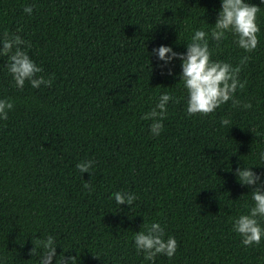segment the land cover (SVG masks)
<instances>
[{
  "label": "trees",
  "instance_id": "16d2710c",
  "mask_svg": "<svg viewBox=\"0 0 264 264\" xmlns=\"http://www.w3.org/2000/svg\"><path fill=\"white\" fill-rule=\"evenodd\" d=\"M220 6L221 0H0V37L20 35L43 69L37 75L52 79L50 86L26 81L16 88L7 57H0V98L14 103L0 120L2 264H39L33 235H53L57 255H78V264H150L133 235L154 221L177 241L175 256L157 255L154 264H264V241L243 246L232 231L252 204V187L242 186L234 170L264 173V5L254 51L238 48L230 33L209 39L214 60L235 66L248 57L236 105L229 100L207 115H187L180 60L170 76L151 55L161 44L185 52L194 29L210 31ZM162 92L173 100L153 136L151 120L142 117ZM86 159L95 161L92 174L76 168ZM116 191L137 199L119 207Z\"/></svg>",
  "mask_w": 264,
  "mask_h": 264
},
{
  "label": "clouds",
  "instance_id": "9594fccd",
  "mask_svg": "<svg viewBox=\"0 0 264 264\" xmlns=\"http://www.w3.org/2000/svg\"><path fill=\"white\" fill-rule=\"evenodd\" d=\"M264 5V0H260ZM251 4L248 0H221V6L214 25H210V31L194 29L190 40L186 41V51L177 52L171 45L161 44L154 47L151 55L155 56L161 63L158 67L161 74L173 75L170 65L175 60L181 62V72L178 73L182 86L186 91V113L207 115L214 112L222 104L232 100L233 105L239 102L234 98L237 89H243L244 83L239 79L241 66L245 64L248 57L245 56L240 63L233 65L223 60L211 58L209 39L222 41L227 34L233 36L234 44L245 52H252L258 46V13L261 6ZM24 12L31 15L33 8L28 5ZM30 47L27 41L20 35L5 32L0 37V57H7L5 67L11 75L16 88L23 89L27 81L32 88L41 85L50 86L52 79H46L40 67L29 55L26 47ZM173 96L169 92L159 94L154 106L150 111L143 114V119L151 120L149 126L150 134L159 136L164 128L163 119L167 113V106ZM247 107V105H245ZM14 103L9 98H0V120L8 118L9 111ZM229 121L223 119L222 125ZM259 159L264 160V151L259 153ZM95 161L86 159L76 164L81 174L88 172L92 174ZM258 166V165H255ZM238 182L242 186L252 187V204L248 206L246 213L240 214L232 222V231L239 234L243 246H257L264 241V173L253 171L252 167H237L234 170ZM85 188L89 183L84 184ZM115 203L120 205H133L137 199L135 193L116 191L112 193ZM34 248L31 254L39 249V264H78V255L67 256L64 252L57 255V243L53 235L44 238L33 235ZM133 243L138 254H143L145 261L154 264L157 255L173 258L177 251V241L174 236L165 238V229L158 221L151 222L146 230L134 232ZM2 264V262H0Z\"/></svg>",
  "mask_w": 264,
  "mask_h": 264
}]
</instances>
